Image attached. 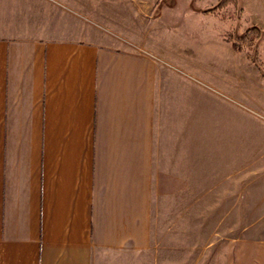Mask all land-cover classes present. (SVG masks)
Instances as JSON below:
<instances>
[{
  "label": "crops",
  "instance_id": "1",
  "mask_svg": "<svg viewBox=\"0 0 264 264\" xmlns=\"http://www.w3.org/2000/svg\"><path fill=\"white\" fill-rule=\"evenodd\" d=\"M31 3L0 0V264H142L153 229L190 209L206 118L141 33L96 36L85 17L46 35ZM230 254L264 264V237Z\"/></svg>",
  "mask_w": 264,
  "mask_h": 264
},
{
  "label": "rangeland",
  "instance_id": "2",
  "mask_svg": "<svg viewBox=\"0 0 264 264\" xmlns=\"http://www.w3.org/2000/svg\"><path fill=\"white\" fill-rule=\"evenodd\" d=\"M31 1L46 35L72 36L85 17L96 36L144 35L185 78L192 118H206L190 131V209L176 204L174 227L153 229L142 264H230L237 240L263 238L264 0Z\"/></svg>",
  "mask_w": 264,
  "mask_h": 264
},
{
  "label": "trees",
  "instance_id": "3",
  "mask_svg": "<svg viewBox=\"0 0 264 264\" xmlns=\"http://www.w3.org/2000/svg\"><path fill=\"white\" fill-rule=\"evenodd\" d=\"M250 29H255V27H252V28H250ZM249 30V29H248Z\"/></svg>",
  "mask_w": 264,
  "mask_h": 264
}]
</instances>
